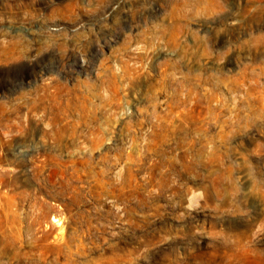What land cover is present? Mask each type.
<instances>
[{
    "label": "rangeland",
    "instance_id": "rangeland-1",
    "mask_svg": "<svg viewBox=\"0 0 264 264\" xmlns=\"http://www.w3.org/2000/svg\"><path fill=\"white\" fill-rule=\"evenodd\" d=\"M0 264H264V0H0Z\"/></svg>",
    "mask_w": 264,
    "mask_h": 264
}]
</instances>
